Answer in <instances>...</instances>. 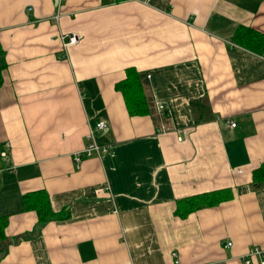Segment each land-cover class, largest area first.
<instances>
[{
	"label": "crops",
	"instance_id": "obj_1",
	"mask_svg": "<svg viewBox=\"0 0 264 264\" xmlns=\"http://www.w3.org/2000/svg\"><path fill=\"white\" fill-rule=\"evenodd\" d=\"M240 27L264 38V0H0V264H243L264 250V39L244 46ZM128 69L144 116L116 88ZM91 133L106 151L79 166ZM38 192L64 219L39 226L24 209Z\"/></svg>",
	"mask_w": 264,
	"mask_h": 264
},
{
	"label": "trees",
	"instance_id": "obj_2",
	"mask_svg": "<svg viewBox=\"0 0 264 264\" xmlns=\"http://www.w3.org/2000/svg\"><path fill=\"white\" fill-rule=\"evenodd\" d=\"M263 39L264 38H261L260 35L256 34L251 29L244 27H240V30H237L235 37V40L238 43L250 48H253L252 45L257 44ZM6 67L7 62L5 59V53L2 48H0V88L3 84L2 71L6 69ZM126 73V79L118 83L116 88L124 95L130 115L144 116L148 114V109L143 97L139 73L135 69H128ZM253 184L255 187L264 185V163L253 172ZM220 202H222V200L219 197V192L191 198L184 203H179L178 214L181 217H187L190 213L200 209L201 207L218 205ZM24 209L26 211L37 212L39 226L46 224L49 220L63 218V215H56L53 212L49 195L46 192L27 194L24 197ZM7 225L8 218H0V256L4 254L5 246L7 244V237L5 233Z\"/></svg>",
	"mask_w": 264,
	"mask_h": 264
},
{
	"label": "built area",
	"instance_id": "obj_3",
	"mask_svg": "<svg viewBox=\"0 0 264 264\" xmlns=\"http://www.w3.org/2000/svg\"><path fill=\"white\" fill-rule=\"evenodd\" d=\"M56 19L57 20L59 19V15L56 16ZM63 40L65 41V46L66 47H70V46L76 45L79 42L78 37H76L74 35L73 36L64 37ZM158 108L160 110H163L165 108V105L160 103ZM236 125L237 124L235 122L231 123V127H233V128H235ZM106 130H107V126H106V124L104 122H101V123H99L97 125L96 131H98V132H102L103 131L104 132ZM180 140H181V138H180ZM105 151H106L105 149L100 148L98 146V144L95 141L93 133H91L89 135V143H88L87 147L82 152L76 153L74 155V159H75L77 165L80 166V164L82 163L84 155L86 157H91L94 154H101V153H103ZM229 245H231V244H229ZM174 257H177L176 253H174ZM255 260H258L259 264H264V250L263 249H260V248L251 249L249 251V253L247 254V256L244 257L243 264H256L254 262Z\"/></svg>",
	"mask_w": 264,
	"mask_h": 264
},
{
	"label": "water",
	"instance_id": "obj_4",
	"mask_svg": "<svg viewBox=\"0 0 264 264\" xmlns=\"http://www.w3.org/2000/svg\"><path fill=\"white\" fill-rule=\"evenodd\" d=\"M5 251H7V247H5Z\"/></svg>",
	"mask_w": 264,
	"mask_h": 264
}]
</instances>
